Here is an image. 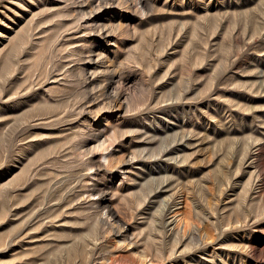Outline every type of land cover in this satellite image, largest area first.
Wrapping results in <instances>:
<instances>
[{"label": "rangeland", "instance_id": "1", "mask_svg": "<svg viewBox=\"0 0 264 264\" xmlns=\"http://www.w3.org/2000/svg\"><path fill=\"white\" fill-rule=\"evenodd\" d=\"M0 264H264V0H0Z\"/></svg>", "mask_w": 264, "mask_h": 264}, {"label": "bare ground", "instance_id": "2", "mask_svg": "<svg viewBox=\"0 0 264 264\" xmlns=\"http://www.w3.org/2000/svg\"><path fill=\"white\" fill-rule=\"evenodd\" d=\"M135 1H137V0H135ZM110 86H111V83L108 84V87H110ZM112 88H113V86H111V89ZM112 95H113L112 100L114 102H116V101L118 102L119 100L121 102L122 101L121 99L124 98V96H125L124 93H122V92H115V93H112ZM107 161L109 162V157L108 156H107ZM91 194H93V191L91 189H89L88 190V196H90ZM99 195H100V193H99ZM101 198L98 201L96 200V204L97 205H100V202L102 203V202H105L106 201V200L105 201L104 200L101 201ZM105 215H106V217H105ZM100 216H101L102 220L104 221V223L108 224L111 228L113 226H116L118 224V222L120 224V218L118 217V215L116 214V212H114L110 208H105L104 211H103V213ZM121 229H122V227H121Z\"/></svg>", "mask_w": 264, "mask_h": 264}]
</instances>
